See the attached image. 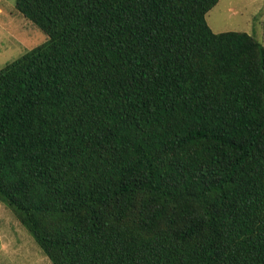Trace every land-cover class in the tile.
Wrapping results in <instances>:
<instances>
[{"label": "trees", "instance_id": "16d2710c", "mask_svg": "<svg viewBox=\"0 0 264 264\" xmlns=\"http://www.w3.org/2000/svg\"><path fill=\"white\" fill-rule=\"evenodd\" d=\"M219 1L16 0L0 201L53 264H264V45Z\"/></svg>", "mask_w": 264, "mask_h": 264}, {"label": "rangeland", "instance_id": "374dc122", "mask_svg": "<svg viewBox=\"0 0 264 264\" xmlns=\"http://www.w3.org/2000/svg\"><path fill=\"white\" fill-rule=\"evenodd\" d=\"M0 69L43 44L48 36L16 9V0H0ZM215 33L247 32L264 45V0H220L207 13ZM0 264H53L33 236L0 201Z\"/></svg>", "mask_w": 264, "mask_h": 264}, {"label": "crops", "instance_id": "0c3cea01", "mask_svg": "<svg viewBox=\"0 0 264 264\" xmlns=\"http://www.w3.org/2000/svg\"><path fill=\"white\" fill-rule=\"evenodd\" d=\"M1 10V9H0Z\"/></svg>", "mask_w": 264, "mask_h": 264}]
</instances>
